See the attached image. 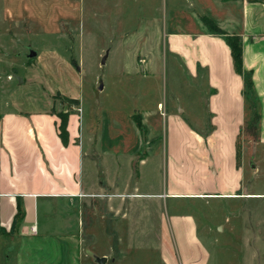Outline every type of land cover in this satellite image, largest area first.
Returning a JSON list of instances; mask_svg holds the SVG:
<instances>
[{
	"label": "rangeland",
	"instance_id": "obj_1",
	"mask_svg": "<svg viewBox=\"0 0 264 264\" xmlns=\"http://www.w3.org/2000/svg\"><path fill=\"white\" fill-rule=\"evenodd\" d=\"M215 2L0 0V115H59L83 107L89 181L95 178L91 161L100 164L102 150L113 144L109 151H120L116 156L125 176L120 180L140 183L118 192L90 187L89 196L75 206L93 264L103 256L105 264H264L263 199L252 200L246 210L242 200L188 194L225 186L213 181L211 144L197 147L193 134L211 130L206 72L201 70L198 77L193 73V39H183L189 54L185 63L173 53L170 33H192L199 24L211 32L201 17L215 22ZM30 48L38 52L35 57H28ZM56 72L78 74L79 104L66 99L60 84L55 93L49 92L48 76L53 80ZM248 99L249 123L255 111L251 99L257 97L253 93ZM247 129L242 145L250 144ZM197 149L204 157L199 164L209 163L204 171L191 160ZM108 158L116 169V159L111 154ZM128 164L133 179L131 173L126 177ZM251 166L250 179H258V188L264 189V171L255 173ZM105 182L99 171V183ZM13 242L0 231V264H9L8 257L15 255Z\"/></svg>",
	"mask_w": 264,
	"mask_h": 264
},
{
	"label": "crops",
	"instance_id": "obj_2",
	"mask_svg": "<svg viewBox=\"0 0 264 264\" xmlns=\"http://www.w3.org/2000/svg\"><path fill=\"white\" fill-rule=\"evenodd\" d=\"M216 2L219 10L216 8L211 14L216 24L229 34L242 37L244 68L252 71L261 114L259 133L256 139L247 137L250 144L242 145L248 103L244 94L245 81L235 69L224 36L210 32L201 24L192 33L171 32L173 53L181 60L186 59L189 54L183 39H193L194 46L190 49L193 73L198 77L201 70L206 72L205 81L211 94L207 111L211 130L208 133L193 130V134L197 147L204 142L211 144L213 152L209 163L213 181L216 186H225L222 191L188 194L242 200L244 209L248 210L249 204H254L252 200H264V189L258 188V179H250L248 173L250 164L255 173L260 169L264 171V0ZM226 2L229 5L226 6ZM56 75L53 80L48 76L47 84L52 90L49 92L55 93L61 85V92L80 100L82 83L78 74L56 72ZM82 111L83 107L80 112L69 113L66 142L59 134L61 119L52 111H10L0 115V226L4 235L13 238L12 249L15 250V255L8 257L9 264H93L85 249L83 227L79 226L75 206L89 196L90 187L100 190L106 186L118 192L122 187L140 185L139 181L133 182L130 178L125 182V179L120 180V176H124L116 156L120 151L110 152L113 144L102 150L100 164L96 166L91 161L95 166V178L89 181L90 170L85 168L89 157L86 134L81 126ZM110 154L117 161L116 169L110 166ZM199 155L201 150L197 149L193 155L196 162L191 160L204 171L209 163L201 166L199 163L204 162V157ZM147 159L148 156L142 158L139 165H144ZM132 169L129 172L128 164L127 178L130 173L129 176L134 178ZM99 171H103L105 183H99ZM19 208L22 217L16 218Z\"/></svg>",
	"mask_w": 264,
	"mask_h": 264
},
{
	"label": "trees",
	"instance_id": "obj_3",
	"mask_svg": "<svg viewBox=\"0 0 264 264\" xmlns=\"http://www.w3.org/2000/svg\"><path fill=\"white\" fill-rule=\"evenodd\" d=\"M202 20L205 24L208 25V28L211 30L212 33H216L219 35L224 36L226 39V42L230 46L231 52H232V57L234 61V66L236 71L243 75L244 81H245V88H244V94L246 96L247 101L249 102L248 96H252L254 92V83L252 79V71H247L244 68V63H243V42H242V37L240 35H235V34H229L227 31L223 30L220 28L211 18H208L206 16L202 17ZM66 99L72 103L79 104V99H73L70 97H66ZM252 104L254 106V113H253V121L247 122L244 125V128L248 127L247 130H249V137L251 139H256L258 137L259 133V121H260V111H257V105H258V99L254 100L251 99ZM257 104V105H256ZM61 119V123L59 125V134L64 142L67 141L68 137V130H67V123H68V117L69 113H59L58 115ZM242 134V132H241ZM241 139V135H240ZM22 211L21 208H19L18 213L16 215L17 217H22ZM0 231H2V227L0 226Z\"/></svg>",
	"mask_w": 264,
	"mask_h": 264
},
{
	"label": "water",
	"instance_id": "obj_4",
	"mask_svg": "<svg viewBox=\"0 0 264 264\" xmlns=\"http://www.w3.org/2000/svg\"><path fill=\"white\" fill-rule=\"evenodd\" d=\"M37 54H38V52L36 50L30 48L29 49V53L27 55H28V57L32 58V57H35ZM105 59H106V57L103 58L102 63L105 62ZM18 79H19L20 82L22 81V78L21 77H18ZM103 88H104V84H103V82L101 80L100 81V85H99V89L102 90ZM96 260H97V262L99 264H105L106 261H107V257L106 256L97 257Z\"/></svg>",
	"mask_w": 264,
	"mask_h": 264
}]
</instances>
